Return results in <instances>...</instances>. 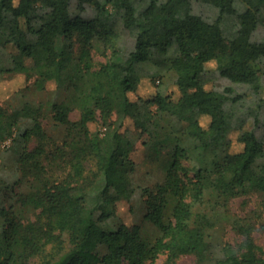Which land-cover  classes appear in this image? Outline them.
I'll return each instance as SVG.
<instances>
[{"label": "trees", "instance_id": "obj_1", "mask_svg": "<svg viewBox=\"0 0 264 264\" xmlns=\"http://www.w3.org/2000/svg\"><path fill=\"white\" fill-rule=\"evenodd\" d=\"M75 1L0 0V82L19 80L0 96V191L27 183L0 207V264H157L162 254L163 264H264L255 223L230 208L252 195L264 207V134L246 129L250 119L264 127V38L254 36L264 0ZM170 71L177 91L139 95ZM216 75L232 85L207 89ZM50 81L62 98L38 100ZM167 116L187 122L182 136ZM23 122L10 166L4 143ZM144 135L170 146L164 180L142 188L153 238L114 223L135 193L131 154ZM224 220L242 240L216 254L212 231Z\"/></svg>", "mask_w": 264, "mask_h": 264}, {"label": "rangeland", "instance_id": "obj_2", "mask_svg": "<svg viewBox=\"0 0 264 264\" xmlns=\"http://www.w3.org/2000/svg\"><path fill=\"white\" fill-rule=\"evenodd\" d=\"M106 1V0H103ZM76 1L74 0L72 8L75 9ZM255 38H264V26H259L254 34ZM121 44L126 49H132L134 47L133 39L126 33L123 32L121 37ZM9 51L17 52V46L15 44H8ZM98 59L104 60L103 57L97 56ZM27 62L31 63L28 59ZM207 70L209 72H217V64L215 60H211L207 63ZM176 75L173 71L165 73L164 76L158 77L153 83L143 85L138 93L139 95H150L153 93L155 85L161 86L162 88H168L172 91H177V87L174 84ZM264 81V77H263ZM19 84L18 79L4 80L0 82V96L4 100L10 99V94L14 90L16 84ZM154 84V85H153ZM226 85H232L231 81L227 78L216 75V77L206 84L207 89H214L219 87H224ZM237 88H246L238 87ZM246 90V89H240ZM247 91V90H246ZM262 95H264V87L262 88ZM34 96L38 100L48 101V100H60L62 98V93L58 91L57 85L54 81H50L44 90L36 91ZM133 97L136 94H132ZM80 116L79 111H73L71 113V118L76 120ZM167 121L172 124L177 134L182 136L183 130L185 129L187 122L179 121L175 117L167 116ZM25 122L17 129L16 134L9 138L4 145L9 148V154L7 157V162L12 166L14 164V159L18 155L19 145L21 141V132ZM45 126L48 131L56 132L58 127L55 126V122L51 118L45 119ZM92 131L101 130V124L97 121L90 122L89 124ZM256 129V132L260 137L264 134V127L256 126L253 119H250L246 125V129ZM234 150H240L242 148L241 144H235ZM170 146L163 145L160 141L155 143L150 140L146 135L139 137L136 142L135 149L133 150L131 156L136 162L137 168L132 176L133 184L135 186V193L130 200H120L118 202V218L115 220V224L124 220L125 222H136L144 226L148 235L150 237H155L158 233L155 226L145 220L146 206L143 199V190L145 186H154L159 182H162L166 176L167 163L169 160V150ZM186 164H190L189 161ZM26 181L16 184L12 183L10 186L4 188L0 191V207L11 206V204L16 201L19 193L24 191L26 188ZM259 197L257 195L236 197L230 203V208L233 214L249 218L255 223L254 237L258 244L264 247V207L259 206ZM212 238L214 242V248L216 254H218L221 246L228 242L238 243L242 240V236L236 232L227 220H224L216 225L212 231ZM166 255L162 254L158 260L157 264H163ZM177 264H196L195 257L193 255H186L181 257ZM211 264V263H210Z\"/></svg>", "mask_w": 264, "mask_h": 264}]
</instances>
